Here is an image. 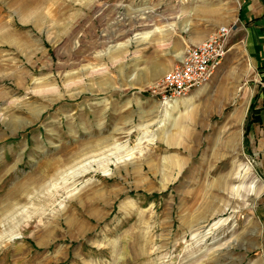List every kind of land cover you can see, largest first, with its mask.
<instances>
[{"label": "rangeland", "instance_id": "rangeland-1", "mask_svg": "<svg viewBox=\"0 0 264 264\" xmlns=\"http://www.w3.org/2000/svg\"><path fill=\"white\" fill-rule=\"evenodd\" d=\"M242 4L0 0V264H264V13ZM221 26L214 74L163 104Z\"/></svg>", "mask_w": 264, "mask_h": 264}, {"label": "built area", "instance_id": "built-area-1", "mask_svg": "<svg viewBox=\"0 0 264 264\" xmlns=\"http://www.w3.org/2000/svg\"><path fill=\"white\" fill-rule=\"evenodd\" d=\"M231 28L221 26L191 46L179 64L164 73L151 93L161 101L175 100L206 83L227 53V37Z\"/></svg>", "mask_w": 264, "mask_h": 264}, {"label": "crops", "instance_id": "crops-1", "mask_svg": "<svg viewBox=\"0 0 264 264\" xmlns=\"http://www.w3.org/2000/svg\"><path fill=\"white\" fill-rule=\"evenodd\" d=\"M261 2H263V1L262 0H243L244 4H242V6H241V15H240V17L244 21H248L249 19H252V17H259L260 18L261 14L264 13V3L262 4ZM259 4H261V8L256 10L257 7L259 6ZM257 13H259V14H257ZM263 49H264V44L261 45V47L258 50L255 48L256 51H254V53H252V58L255 61H257V59L260 58V57H261V59L264 58ZM221 87L218 88V94H219V92L222 89Z\"/></svg>", "mask_w": 264, "mask_h": 264}, {"label": "trees", "instance_id": "trees-1", "mask_svg": "<svg viewBox=\"0 0 264 264\" xmlns=\"http://www.w3.org/2000/svg\"><path fill=\"white\" fill-rule=\"evenodd\" d=\"M264 3V0H262ZM260 18L254 17V21H258ZM264 29V28H263ZM264 31V30H263ZM263 55H264V49H263ZM260 67L264 68V64L260 65ZM256 97L257 95L254 96V99L250 102L249 109H248V118L246 122V129H245V135L248 133L249 127L253 123H260L261 118L259 114L258 108H256Z\"/></svg>", "mask_w": 264, "mask_h": 264}, {"label": "bare ground", "instance_id": "bare-ground-1", "mask_svg": "<svg viewBox=\"0 0 264 264\" xmlns=\"http://www.w3.org/2000/svg\"><path fill=\"white\" fill-rule=\"evenodd\" d=\"M203 6H204V10L206 11V9H207V3H203ZM202 7V6H201ZM203 8V7H202ZM222 91H223V88L221 89ZM223 92H225V94L224 95H222V96H228L229 94H231V88L230 87H225L224 88V91ZM222 93V92H221ZM177 99H175V100H172V101H169V100H165V101H163L162 103L163 104H166V105H168V104H170V103H173V102H175ZM177 107V103H175V104H173V105H171V107ZM237 139H238V133H234V134H232L231 135V142H235V141H237ZM128 156V155H127ZM225 180V177H223L222 179H221V182H222V184L223 183H225V182H223Z\"/></svg>", "mask_w": 264, "mask_h": 264}]
</instances>
